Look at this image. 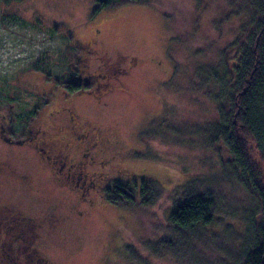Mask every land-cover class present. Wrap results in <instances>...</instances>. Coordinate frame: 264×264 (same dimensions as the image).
I'll return each mask as SVG.
<instances>
[{
    "label": "rangeland",
    "instance_id": "1",
    "mask_svg": "<svg viewBox=\"0 0 264 264\" xmlns=\"http://www.w3.org/2000/svg\"><path fill=\"white\" fill-rule=\"evenodd\" d=\"M102 1L108 6L95 12L97 0H0V126L1 133L12 139L6 142L0 137V209L16 211L15 219L5 217L0 247L5 244L16 250L19 264L31 261V249L40 255V263L46 258L50 264H124L128 260V264H176L179 256L166 255L161 240L167 237L168 214L175 199L182 198L181 187L202 181L209 182L222 199V208L232 212L231 216L219 212L206 230L222 236L216 241L232 251L222 230L230 231L231 241H238L236 231H241L247 194L234 178L225 177L224 164L208 165L217 154L229 161L224 148L213 142L206 161L199 149L169 148L156 137L145 154L139 141L140 136L149 139L154 129H162L154 119L163 114L159 94L173 68L166 55L171 32L160 9L179 3L190 25L192 0ZM207 29L201 32L215 43L213 31ZM188 39L195 53L205 50L206 58H214L205 41ZM179 53L184 55L183 50ZM67 82L80 84L83 92L65 88ZM66 109L97 134L92 136L97 142L91 153L95 164L86 168L95 173L93 187L84 196L73 183L63 178L57 182L58 163L36 150L37 129L60 140L63 131L56 128L67 124ZM27 127L35 136L21 142L29 136L22 132ZM165 153L172 156L166 158ZM77 157L78 151L72 149L69 160ZM167 159L180 162L171 164ZM114 181L138 187L150 182L156 201L124 211L105 197V188ZM87 200L90 206L84 203ZM50 209L62 221L47 230L42 217ZM76 211L82 215L77 217ZM20 216L24 218L19 220ZM16 226L24 230L19 237ZM195 244L202 254L194 251L195 258L186 264H201L204 256L212 262L213 248L206 253L201 241ZM151 247L162 252L155 253ZM0 252L7 250L1 247ZM0 264L14 263L3 259Z\"/></svg>",
    "mask_w": 264,
    "mask_h": 264
},
{
    "label": "trees",
    "instance_id": "2",
    "mask_svg": "<svg viewBox=\"0 0 264 264\" xmlns=\"http://www.w3.org/2000/svg\"><path fill=\"white\" fill-rule=\"evenodd\" d=\"M97 1L95 12L108 6L107 2ZM144 1L154 3L155 0ZM116 2L126 4L141 0ZM172 4L169 9H160L171 32L166 55L173 65L171 77L159 94L163 114L154 119L161 123L162 129H154L149 139L140 136L139 141L144 146L140 144L145 153L156 137L169 148L181 145L186 151L199 149L203 160L209 161L210 146L214 142L224 148L229 161L224 162L217 154L208 165L221 167L224 164L225 177L234 178L247 195L242 207L241 231H236L238 241H231L230 231L222 230L232 250L229 251L216 241L222 236L209 235L207 230L219 212L230 216L232 212L222 208L223 201L209 182H190L181 187L184 193L182 198L176 197L167 218V237L161 239L164 253L173 258L179 256L176 264H186L187 260L195 258L194 251L202 254L195 247V243L201 241L206 253L213 248L216 254L212 262L204 256L201 264H264V0H192L190 25L182 5ZM213 4L214 8L206 7ZM206 27L213 31L215 43L214 40L210 43L212 38L206 36L208 33L201 32ZM191 37L205 41L203 45L214 58H206L205 50L195 53L188 39ZM181 50L184 55L180 57ZM67 87L83 92L80 84L67 82ZM1 134L0 131V137ZM3 138L2 141L12 142L8 137ZM165 155L166 158L172 156L171 153ZM179 162L169 161L177 165ZM204 165L207 164L204 162ZM156 194L150 182H141L138 187L136 183L114 181L105 188L107 201L126 211L153 204ZM205 234L208 238L201 239ZM151 249L155 253L162 252ZM128 263L131 261L124 262Z\"/></svg>",
    "mask_w": 264,
    "mask_h": 264
},
{
    "label": "flooded vegetation",
    "instance_id": "3",
    "mask_svg": "<svg viewBox=\"0 0 264 264\" xmlns=\"http://www.w3.org/2000/svg\"><path fill=\"white\" fill-rule=\"evenodd\" d=\"M66 111L68 117H67V124L64 125L62 128L59 126V128H56L58 132H62V135L60 136V140L55 139L54 137L50 135H44L46 131H41L40 129H37V134H36V150L43 152L45 154L44 159H48L52 157V163H58V166L56 168V171H54L56 181L61 182V178L63 180H66L67 182H70L71 184L73 183V186H76L78 189H80V195L84 196L85 194L88 193L90 188L93 187L92 177L95 175L94 172L92 171H87V167H91L93 164H95V161H93L94 155H91L92 150H95L96 141H93L92 136L94 137L95 134L92 133V129H86V126H84L82 123L78 121V119L73 117L71 115L70 110H64ZM70 114V115H69ZM77 126V127H76ZM0 131H3L2 126H0ZM84 131V133H80ZM23 134L29 135L28 138L24 137V139H21V142H30L32 138H34L35 135H31L30 128L27 127L26 129H23ZM97 135V134H96ZM3 139L7 140V137H5L2 134ZM27 138V139H26ZM64 139L63 141H61ZM17 141V140H16ZM60 144L62 146L60 147ZM42 145L43 148H46V151H44L41 147ZM71 148V149H70ZM73 150L78 151V157L77 159L74 158V161L69 160V155ZM43 157V156H42ZM90 159V160H89ZM100 163V161L98 162ZM87 179H90V182H86ZM79 202V199H78ZM84 203L87 204V206H90L89 200L85 201ZM5 208V207H3ZM0 229L1 226L4 225L6 219H15L14 215L16 214V211H14L13 207L12 210H4L0 209ZM4 214V215H3ZM75 215L77 217H80L82 214L80 211H76ZM6 217V219H5ZM24 218L23 216H20L19 220ZM42 220L45 222V227L47 230H50L54 225H56L58 222L62 221L60 219V216L56 211L50 209L47 212L44 213V216L42 217ZM24 221V220H23ZM18 231L16 232V235L18 236L24 230L20 231V226H16ZM15 227V228H16ZM32 227L29 229L31 230ZM32 231V230H31ZM15 233V232H13ZM36 234V232H33ZM19 237V236H18ZM30 237V236H29ZM33 240V239H32ZM12 245V244H8ZM1 247H4L7 250V253L3 254L0 252V261L3 259L12 261L14 264H19L18 255H16V250L12 251L11 247H6L5 244H3ZM0 247V249H1ZM33 251L31 261L35 263H40V261L37 259L38 256H40L38 253H36L35 249H31ZM15 254H14V253ZM18 260V261H17ZM44 260V261H43ZM40 264H50L48 260L43 259ZM17 261V262H16ZM31 261L28 262V264H33ZM25 264L27 263L25 260H23Z\"/></svg>",
    "mask_w": 264,
    "mask_h": 264
}]
</instances>
